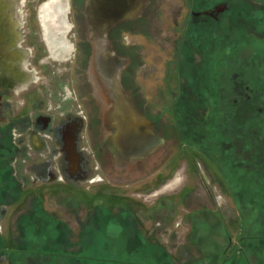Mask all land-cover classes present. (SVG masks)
<instances>
[{
	"label": "flooded vegetation",
	"instance_id": "obj_1",
	"mask_svg": "<svg viewBox=\"0 0 264 264\" xmlns=\"http://www.w3.org/2000/svg\"><path fill=\"white\" fill-rule=\"evenodd\" d=\"M47 1L25 0L0 22V38L19 36L23 24L37 73L0 79V264H133L135 254L205 264L196 237L210 218L224 227L208 235L222 252L203 259L246 258L248 244L263 240L241 226L249 205L264 208V124L246 128L264 122V65L248 64L245 42L248 32L264 40V0H145L139 18L111 31L127 63L125 91L170 148L154 172L114 162L104 146L85 0L59 10L56 34L72 54L57 58L45 42ZM249 65L260 68L259 83L246 79ZM170 180L182 190L157 196ZM102 249L109 257L94 255Z\"/></svg>",
	"mask_w": 264,
	"mask_h": 264
},
{
	"label": "water",
	"instance_id": "obj_2",
	"mask_svg": "<svg viewBox=\"0 0 264 264\" xmlns=\"http://www.w3.org/2000/svg\"><path fill=\"white\" fill-rule=\"evenodd\" d=\"M24 2L0 0V18L3 16L0 22H9L6 17L13 15L9 10L22 8ZM145 5V0H85L87 36L91 46L88 80L100 109L104 146L113 161L123 166L149 163L165 150L164 140L156 133L153 124L134 107L123 87L127 63L116 52L110 39L111 31L119 24L139 18ZM61 8L68 11L69 0H48L41 13L48 29L45 42L52 56L64 54L65 49L66 39L63 35L61 38L57 36L63 32L56 34L61 30ZM19 20L21 22V18ZM21 27L19 36L0 38V79H37L33 52L22 23ZM166 187L159 189L157 196L165 194Z\"/></svg>",
	"mask_w": 264,
	"mask_h": 264
},
{
	"label": "rangeland",
	"instance_id": "obj_3",
	"mask_svg": "<svg viewBox=\"0 0 264 264\" xmlns=\"http://www.w3.org/2000/svg\"><path fill=\"white\" fill-rule=\"evenodd\" d=\"M45 12L47 14H49L48 9L45 10ZM26 31V30H25ZM263 32H264V26H263ZM254 36L252 34H250V32H248L247 35V39L245 42V50L247 52V57H248V64L252 65V63H255V65H258L259 67H261V65H264V40L263 42H259L262 41L260 39H258L259 41H257L256 39H253ZM72 54V51H67L64 52L63 55H58L55 56L54 58L60 57V56H64V57H70ZM262 54V55H261ZM249 65V68L246 72V79H248V81L250 83H259V82H255L256 79V75L259 74L257 71H259V67L258 69H254L253 67L251 68ZM263 67V66H262ZM264 70V69H263ZM264 72V71H263ZM264 74V73H263ZM87 77H88V72H87ZM43 80V76L41 77ZM264 88V83H260L259 87ZM92 89V88H91ZM100 111V110H99ZM257 122V124H256ZM261 124L263 125V116L261 117V119L259 121H249V123H247V129L249 128H260ZM168 154V151L170 150V148H166L165 149ZM164 152L162 155H158L155 158H153L149 163H147L148 165V170L150 172H154L156 171L161 165V157L164 155ZM134 165V164H133ZM132 166V165H130ZM143 175H139L137 177H133L132 180H137L138 178H141ZM228 186V185H227ZM226 186V189H228V187ZM238 192V191H237ZM253 198V196L249 195L247 199H251ZM256 200L258 199L257 197L255 198ZM264 199V198H263ZM232 208H238V206H236L233 203V200H229ZM248 203H254L251 201H249ZM261 208H257L255 205H250L247 208V213H249L247 215V218L244 217L243 223L241 226L242 231L244 229L246 230H254L253 233H257L259 232L260 236H263V240L261 241V243H252V244H248L247 247V257L246 258H242V260L238 261L237 264H264V208L262 209V211H260ZM262 212V213H261ZM261 215V216H260ZM198 214H193L191 217L192 220H196ZM212 216H209V218ZM258 217H260V219H262V222L259 224V220ZM210 222H206V221H199L201 224L198 226L199 228V235H197L196 239L199 237L200 239L204 240V244H203V254L198 257V260L200 259L201 262H205V264H210L209 261H206V259H203V257H205L206 255H208V253L211 255H220L221 254V248H218L220 246H218V243H216L215 240H213L214 238L211 236H208L211 233H216L220 234L224 232V227L222 226V223L218 221H214L213 219L210 218ZM236 224L239 225V219L236 218ZM227 226L229 228V230L233 231L235 230V227L232 225V223L227 222ZM255 233V234H256ZM254 234V235H255ZM219 241L221 240V238H216ZM224 239H222L223 241ZM97 250V249H96ZM104 249H102V252L100 253H96L94 255H97V257H109V256H105L102 253ZM109 253V252H107ZM211 255V256H212ZM119 260H123L121 258H119ZM127 261L135 264V263H140V264H161L159 260L154 259V258H149L148 256H145L143 254H135L133 256L128 257V259H126ZM234 264V263H233Z\"/></svg>",
	"mask_w": 264,
	"mask_h": 264
},
{
	"label": "crops",
	"instance_id": "obj_4",
	"mask_svg": "<svg viewBox=\"0 0 264 264\" xmlns=\"http://www.w3.org/2000/svg\"><path fill=\"white\" fill-rule=\"evenodd\" d=\"M178 182L176 181V180H170V181H168L164 186H168V187H166V190L164 191L165 192V194H161L160 196H168V195H174V194H176L177 192H179V191H181L182 190V188H183V186H182V188H181V190H177V188H178ZM162 188V187H161ZM160 188V189H161ZM179 189V188H178ZM159 191V190H158ZM163 192V193H164ZM23 205L25 206V204L23 203Z\"/></svg>",
	"mask_w": 264,
	"mask_h": 264
},
{
	"label": "bare ground",
	"instance_id": "obj_5",
	"mask_svg": "<svg viewBox=\"0 0 264 264\" xmlns=\"http://www.w3.org/2000/svg\"><path fill=\"white\" fill-rule=\"evenodd\" d=\"M48 12H49V10H48Z\"/></svg>",
	"mask_w": 264,
	"mask_h": 264
}]
</instances>
